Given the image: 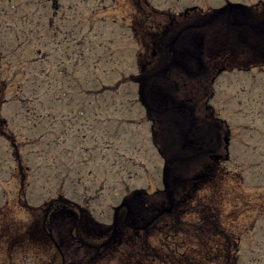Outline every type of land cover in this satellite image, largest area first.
Listing matches in <instances>:
<instances>
[{
  "label": "rangeland",
  "instance_id": "rangeland-1",
  "mask_svg": "<svg viewBox=\"0 0 264 264\" xmlns=\"http://www.w3.org/2000/svg\"><path fill=\"white\" fill-rule=\"evenodd\" d=\"M8 1L9 3L0 0V117L5 121L6 133L13 135L16 140L14 144L6 135L2 136L0 133V234L4 236L0 242V264H61V258L53 247L46 248L33 242L27 233L31 232L32 221L36 219V207L64 194L73 202L85 204L98 222L111 225L116 207L130 192L145 189L152 193L163 189L165 162L157 150V145L153 143L152 123L138 100V87L130 78V75H137L139 72L137 51L141 43L129 33L118 37L116 46L119 57L114 65L117 70L113 73L107 74L104 71L112 68L106 64L95 65L98 69L94 68V64L85 65L88 70H93L92 73L99 74L95 77H87L83 75L82 68L79 69L78 76H81V80L100 78L98 89L123 80L117 94L107 92L100 98L101 103L105 104L104 108L107 103L112 104V100L120 103L116 106V111L112 107L108 110V116L112 117L115 112L114 116L126 120L114 124L117 129L119 127V139L103 135L102 129L94 124L88 130L85 121L92 122L89 120L92 112L87 115L88 118L71 119L67 127L73 133L70 136L63 131L61 121L65 120V115L71 109L65 107L63 99L59 103L56 97L62 95L61 90L65 86L71 87L70 92H77V86L67 85V82L64 84L56 76L57 70L53 65L41 63V60L38 64L30 63L37 56L42 59V55L50 50L47 31L43 27L38 30L36 19L32 17L35 11L33 7L24 5L20 13L22 7L20 11L13 7H17L20 0ZM60 1L68 5L74 4L75 0ZM105 1L107 4L111 2ZM151 1L159 9H170L172 12L195 5L207 11L221 7L228 1L245 5L264 2ZM78 5L79 9L82 8L81 4ZM85 5L83 17L90 18L91 11L97 6V0H87ZM116 5L117 3L111 4L98 16V20L101 19L104 24L102 29L106 35L116 28L112 22L113 17H118L120 22L126 24L122 18H128L130 12L127 0H118ZM49 6L51 7L50 3ZM41 13L43 11L38 14ZM104 18L105 21L102 22ZM155 18L164 19L159 15ZM46 22H42L45 27L48 25ZM38 50L40 53L36 52ZM215 74V71L212 75L211 72L208 73L207 82L202 83L204 90L201 91L206 94L196 100L197 117L203 118L207 103L216 116L229 123L232 134L231 159L218 164L216 180L204 183L206 187L200 193L202 204L196 203L195 210L188 211L185 215L190 232L178 238L179 251H190L193 257L199 258L195 238L201 234L196 230L206 227L203 235L210 232L211 213L215 214L216 211L222 223L217 224L218 227L224 225L227 230L232 229L241 237L239 264H264V215L260 212L264 210L260 207L261 202L254 203L264 196V69H254L251 72L226 71L213 84L210 79ZM122 75L127 78L123 79ZM2 82L7 83L8 87H4ZM103 90L107 91L106 87ZM196 92L197 95L198 91ZM210 95L211 100L208 103ZM90 98L94 100L93 97ZM130 98L135 102L132 107L126 103ZM97 117H100L98 112L93 113L92 120ZM68 119L70 116L66 118ZM114 128L111 130H115ZM75 133L79 138H74ZM85 135L88 137H83ZM96 141L98 146L94 144ZM116 149L118 154L115 153ZM220 152L224 153V148L221 147ZM194 162L199 165L185 170L183 176L191 177L202 172L204 159ZM23 175L25 178H22ZM235 194L238 196L235 197ZM240 196L245 200H252V205L246 204ZM203 208L209 213V224L204 222V215L200 212ZM164 236L165 234H159L151 237V244L158 247ZM208 246L211 247V243ZM168 251L163 250V253ZM205 253L211 255V250ZM100 264L119 262L110 259ZM147 264L158 262L148 260Z\"/></svg>",
  "mask_w": 264,
  "mask_h": 264
},
{
  "label": "trees",
  "instance_id": "trees-1",
  "mask_svg": "<svg viewBox=\"0 0 264 264\" xmlns=\"http://www.w3.org/2000/svg\"><path fill=\"white\" fill-rule=\"evenodd\" d=\"M209 22H199V25L201 29H207L206 41L211 42V60H215L223 68L232 70L264 68L262 5L255 7L228 5L213 12L211 24ZM153 109L158 113L156 107ZM158 109L162 121H166L170 115L169 111L165 106ZM211 123L213 124L210 132L215 126L217 133L225 124L219 119H213ZM159 125L155 133L156 138L161 139L160 132L164 129L160 122ZM5 127V121L0 117L1 135H6L14 143L13 135L6 133ZM199 133L192 122L186 132L188 147L184 143V151L189 154L182 161L187 168L196 159L205 158L201 165L202 172L189 180L188 186L185 182L169 179L165 190L150 194L144 191L132 193L127 198L126 205L117 212L111 226L97 224L88 209L75 205L64 196H58L36 209V219L31 224L32 230L27 231L31 240L43 247L56 249L62 264H99L110 259L118 260L119 264H147L148 260L161 264H238L239 235L232 229L227 230L224 225L218 227L217 224L222 223L216 211L215 214L211 213L210 232L203 235L206 227L196 230L201 234L195 238L199 258L193 257L190 251L183 253L179 251L176 238L186 236L190 232L184 217L188 211L195 210L196 203L202 204L201 191L206 187V183L216 180L219 171V167L211 165L210 139H204ZM165 149L166 146L163 144L161 150L167 157ZM16 156L20 161L18 151ZM168 157V169L171 173L173 165L181 160ZM239 198L252 205V200H245L243 196ZM258 202H261L260 207L264 210V196L254 203ZM200 212L204 215V222L209 224V213L205 208L200 209ZM260 212L264 215V211ZM159 234L165 236L160 240L158 247L153 246L150 239ZM2 236L0 234V242L3 240ZM202 236L205 238L202 239ZM210 243L211 247L208 246ZM163 250L169 251L165 254ZM208 250H211V255L205 253ZM178 255L181 257L178 258Z\"/></svg>",
  "mask_w": 264,
  "mask_h": 264
},
{
  "label": "flooded vegetation",
  "instance_id": "flooded-vegetation-1",
  "mask_svg": "<svg viewBox=\"0 0 264 264\" xmlns=\"http://www.w3.org/2000/svg\"><path fill=\"white\" fill-rule=\"evenodd\" d=\"M33 5L39 6V0H30ZM76 1V4H75ZM74 4L63 5L60 0H53V11L49 16V28L51 30V46L50 51L53 61L57 64H65L64 60H80L94 59L95 64L102 63H115L119 57L118 37H124L126 33L133 36L134 39L140 37L142 43L139 51L137 52L138 66H142L146 69L149 66V70H152V65L155 64L156 68L159 66V62L155 61L151 55V47L153 31L161 33L163 29L167 27L168 19H171V24L180 27L183 24V20L191 12L187 9L181 12H175L172 10L156 11L159 16L164 19H155L151 14V11L135 9V3L128 2L129 13L127 15L128 20L126 24L120 22L118 17H113L112 22L116 26L115 30L110 34L103 32L104 24L101 23V19L98 20L99 13L112 5H118V0H111L110 4H107L105 0H97V8L93 12L92 18L97 23V26L87 24V18L83 17V11L86 9L87 0H75ZM82 8L79 9V5ZM116 5V6H117ZM185 13V14H184ZM97 15L96 17H94ZM26 18V16H24ZM166 19V21H164ZM125 20L123 16L122 21ZM105 21V18L102 22ZM98 24L100 26L98 27ZM121 25V26H120ZM122 30L121 32H119ZM157 40V39H154ZM166 40L159 42V47L162 50V46H166ZM79 49V50H78ZM161 53V52H160ZM167 52H162L159 56L160 61L166 56ZM87 56V57H86ZM80 59V60H79ZM150 70V71H151ZM144 76V72L139 68V75ZM145 77V76H144Z\"/></svg>",
  "mask_w": 264,
  "mask_h": 264
}]
</instances>
